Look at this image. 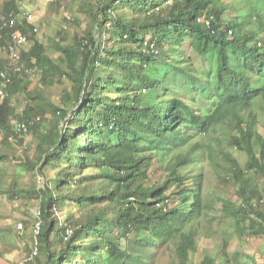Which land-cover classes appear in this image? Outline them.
Masks as SVG:
<instances>
[{"label":"trees","instance_id":"trees-1","mask_svg":"<svg viewBox=\"0 0 264 264\" xmlns=\"http://www.w3.org/2000/svg\"><path fill=\"white\" fill-rule=\"evenodd\" d=\"M22 1L1 0L0 194L38 205L16 233L24 264H157L166 251L190 264L207 213L241 248L201 264L251 262L242 246L264 237V0H49L44 40ZM15 34L29 41L17 62L2 49Z\"/></svg>","mask_w":264,"mask_h":264},{"label":"rangeland","instance_id":"rangeland-1","mask_svg":"<svg viewBox=\"0 0 264 264\" xmlns=\"http://www.w3.org/2000/svg\"><path fill=\"white\" fill-rule=\"evenodd\" d=\"M48 2L49 0H23L21 3L22 8L30 14V20L36 27L39 33L38 38L41 40H44L47 35H51L52 37L55 28H57L56 19L51 18L49 15ZM82 26H84V24H82ZM209 65L213 69V63ZM202 68L205 69L206 67L203 66ZM205 72H207V70ZM53 99L55 100L56 98ZM209 105V103L198 104L197 108L207 110L209 109ZM22 108L23 102L15 105L17 113H19ZM260 121L264 123V117H262ZM12 124L13 120L11 121V125ZM46 129H48V124H42L40 131ZM27 140H30V138H27ZM229 151L236 155L240 162L244 161L245 156L243 154L233 152L231 149H229ZM217 161H221V157H219ZM204 170L205 177L207 178L206 185L204 183L205 188L214 186L216 183L214 169L206 162ZM20 175L24 179L23 182L28 184V176H25L24 172L20 173ZM158 175L159 172L153 171V181H157ZM22 202V200L9 201L5 196H1L0 194V264H24L23 261L26 259L22 244L18 240L16 233L23 228L21 224L23 220L29 218L36 219L38 205L33 202V207L26 210ZM207 214V219H204L199 225V250L192 255L190 264H201L205 251L206 254L217 259L218 255L219 257L223 253H225V255H230L241 248L237 235L233 229L228 226V222H225L219 217L216 218L215 215H211L212 213ZM30 230L35 234L38 233L39 229L37 230L33 227ZM224 240L228 241V247H226L225 251L223 250ZM242 247L243 255L252 256L253 258L248 264H264V237L250 239L247 245ZM33 253L36 254V250H33ZM170 258V253L166 251L165 254L159 258L157 264H168ZM217 264H219V262Z\"/></svg>","mask_w":264,"mask_h":264},{"label":"built area","instance_id":"built-area-1","mask_svg":"<svg viewBox=\"0 0 264 264\" xmlns=\"http://www.w3.org/2000/svg\"><path fill=\"white\" fill-rule=\"evenodd\" d=\"M12 39H13V43H11L7 46H3V48L2 47L1 48L4 49L7 53H9L10 57L13 60H15V62H17L19 60L20 49L24 48V47H28L29 42L25 36L20 35V34L13 35ZM7 81H8V79H7L6 75L1 72L0 73V83H1L0 84V99L4 95V87L6 86L5 84L8 83ZM28 126L29 125L27 123L14 121L12 124V129H13V132L15 135H21V134H24L28 131ZM36 229L38 230L39 227H36ZM19 233H21V231H19ZM34 254L35 253H33V255Z\"/></svg>","mask_w":264,"mask_h":264},{"label":"clouds","instance_id":"clouds-1","mask_svg":"<svg viewBox=\"0 0 264 264\" xmlns=\"http://www.w3.org/2000/svg\"><path fill=\"white\" fill-rule=\"evenodd\" d=\"M195 110H196L197 112H200V111H202V110H201V109H199V108H196ZM208 110H209V109H207V112H208Z\"/></svg>","mask_w":264,"mask_h":264}]
</instances>
